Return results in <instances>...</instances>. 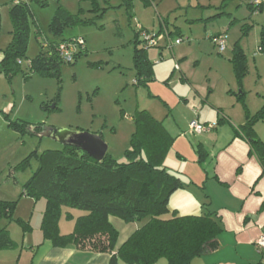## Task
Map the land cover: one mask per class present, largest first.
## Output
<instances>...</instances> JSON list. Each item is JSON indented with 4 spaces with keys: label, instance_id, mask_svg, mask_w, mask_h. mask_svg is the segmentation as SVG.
Listing matches in <instances>:
<instances>
[{
    "label": "rangeland",
    "instance_id": "1",
    "mask_svg": "<svg viewBox=\"0 0 264 264\" xmlns=\"http://www.w3.org/2000/svg\"><path fill=\"white\" fill-rule=\"evenodd\" d=\"M26 1L32 19L26 57L21 59L23 70L10 77L0 73V201L17 200L11 217L0 218V230H7L1 242L11 243L9 248L0 247V264H30L33 256L26 246L31 241H42L39 225L44 199L21 196L37 163L33 161L25 170L15 166L34 150L40 153L61 145L37 136L30 126L99 133L108 145L107 153L123 162L134 130L133 116L138 110H147L163 122L171 135L185 138L189 146L202 141L211 151L210 142L203 139L206 135L188 133L189 122L197 120L199 112L193 96L204 102V95L212 91L211 98L231 102L237 123H241V118L245 121L244 104L250 115L264 104V49L259 50L262 32L264 36V3L260 12H253L247 6L250 0H230L224 6L222 0H132V11L126 12L123 0H95L96 4L93 0H45L43 6L40 0ZM60 4L72 13L83 9L87 17L94 15L88 10L95 5L109 8L100 19L96 18V24L64 30L66 38L82 37L86 50L74 62L60 63L59 77L26 75L29 59L40 48L35 28H39L42 39L49 38L48 25ZM12 5L11 0H0V51L12 38ZM140 26L156 39V45L146 51L152 63L149 89L144 84H133L134 49L142 45L133 40L135 29ZM243 29L247 31L244 33ZM218 34L225 36L222 52L212 42V36ZM176 39L180 40L177 44ZM236 43L246 55L247 69L241 84L236 82L230 62ZM242 91L244 95L238 100L236 96ZM163 101L168 107L163 106ZM24 121L29 124L22 131L9 125ZM253 127L259 138L264 137V120H257ZM175 155L174 147L167 153L164 165L176 173ZM184 156L179 169L192 173L191 167L199 166L196 155ZM208 162L201 165L205 167ZM145 221L146 217L135 223L140 226ZM124 233L121 228L119 239ZM157 264L168 263L160 258Z\"/></svg>",
    "mask_w": 264,
    "mask_h": 264
},
{
    "label": "trees",
    "instance_id": "2",
    "mask_svg": "<svg viewBox=\"0 0 264 264\" xmlns=\"http://www.w3.org/2000/svg\"><path fill=\"white\" fill-rule=\"evenodd\" d=\"M11 1L13 5L9 9V16L12 38L1 51L0 59V73L7 77L23 70L21 59L26 57L29 24L32 19L28 1ZM229 1L222 0L221 6ZM253 1L250 0L247 4L248 8L253 12H260L264 0L256 3ZM93 2L96 4L95 0ZM39 3L43 6L45 0H40ZM123 5L126 12L132 11V0H123ZM108 8L95 5L88 10L94 15L87 17L83 9L72 13L61 4L58 5L48 25L49 38L42 39L39 28H35V37L40 48L37 55L29 59L25 74L38 73L59 77L60 63L66 61L59 56L58 45L77 38L82 39L83 44L76 47L70 62H74L86 50L82 37L66 38L63 36L64 30L96 24V20ZM246 31L247 29L243 32ZM142 32L149 35V38L143 37ZM167 34H171L169 30ZM261 40L259 50L262 51L263 32ZM133 41L142 44L141 48L136 45L134 49L133 65L136 77L133 84L147 86L152 79V63L146 51L156 45L155 35L149 34L140 26L135 29ZM234 46L230 62L236 82L241 84L247 69L246 55L237 43ZM243 95L242 91L236 97L239 100ZM245 106L244 104L245 121L234 127V136L248 143L249 152L256 155L264 173V141L257 136L253 127L257 120H264V104L254 115H250ZM133 122L130 146L124 152L126 160L123 162H118L109 153L98 162L86 152L72 146L61 145L59 149L30 152L15 166L16 169L25 170L31 167L33 161L37 163L23 185L21 196L34 200L44 199L45 206L39 226L43 240L52 245L73 243L78 248L105 253L115 250L111 257L112 264L117 260L123 264H157L160 258H165L168 264H192L196 257L217 248V236L222 225L208 211L200 215L186 216L177 215L175 211L169 212V197L183 187L180 176L164 165V159L176 137L171 135L161 120L145 109L136 111ZM28 124L25 121L22 124L9 123L19 131L24 130ZM40 128L39 125L30 126L36 134ZM196 151L199 153L200 162L204 156L203 150ZM16 204L17 200L0 201V218L11 217ZM71 210H76L79 214L74 217ZM61 215L68 219L74 217L72 231L65 235L59 232ZM111 216L127 223L141 221L145 217L146 221L116 247L118 231L109 221ZM17 221L28 226L21 219ZM6 231L5 228L0 230V247L9 248L10 242H1L5 239L2 236Z\"/></svg>",
    "mask_w": 264,
    "mask_h": 264
},
{
    "label": "crops",
    "instance_id": "3",
    "mask_svg": "<svg viewBox=\"0 0 264 264\" xmlns=\"http://www.w3.org/2000/svg\"><path fill=\"white\" fill-rule=\"evenodd\" d=\"M163 24L165 26V22ZM1 57L0 51V59ZM151 84L152 82L148 83L147 89ZM257 95L261 96L259 93ZM211 97L212 91L204 95V102L196 96L192 100L199 108L198 122L214 125L210 131L200 133V136L206 135L203 139L210 142L211 151H208L202 141L189 146L184 141L185 138L178 136L169 149H176V173L180 176L183 187L169 197L168 209L180 216L200 215L208 211L222 225L217 236V248L196 257L192 264H264V246L257 244L260 236L264 235V173L256 155L249 152L248 143L234 136V127L243 124V118L240 119L241 123H237L232 115L231 102L224 103ZM163 102V106L168 107ZM184 105H187V101H184ZM256 106L259 108V105ZM248 112L251 113L250 110ZM260 139L264 141V137ZM196 150H203L204 156L200 162ZM186 153L194 158L196 155L195 162L199 166H192V173L179 169L181 167L178 166ZM206 160H209L208 165L203 167L201 164L204 165ZM71 213L74 217L79 214L76 210H71ZM74 217L68 219L61 215L58 223L60 234L72 231ZM109 221L118 231L116 247L139 226L135 222L126 224L127 222L114 216L109 217ZM121 228L125 233L119 239ZM40 233L42 236L41 230ZM26 247L33 256L30 264H112L111 257L115 252L91 251L78 248L73 243L52 245L43 240V237L42 241H31ZM113 264L123 263L117 260Z\"/></svg>",
    "mask_w": 264,
    "mask_h": 264
},
{
    "label": "water",
    "instance_id": "4",
    "mask_svg": "<svg viewBox=\"0 0 264 264\" xmlns=\"http://www.w3.org/2000/svg\"><path fill=\"white\" fill-rule=\"evenodd\" d=\"M39 137H47L62 146H72L86 152L89 156L98 162L105 157L108 145L102 139L99 133H93L86 130H70L66 128L43 126Z\"/></svg>",
    "mask_w": 264,
    "mask_h": 264
},
{
    "label": "built area",
    "instance_id": "5",
    "mask_svg": "<svg viewBox=\"0 0 264 264\" xmlns=\"http://www.w3.org/2000/svg\"><path fill=\"white\" fill-rule=\"evenodd\" d=\"M19 0H15L17 2ZM258 0H254L253 2L256 3ZM142 36L145 38H149V35L142 32ZM179 39H176L174 42L177 44L179 43ZM212 42L218 47V50L222 52L225 48V36L218 35L212 38ZM83 44L81 38H77L76 40L68 43H60L58 45V54L59 56L66 62H70L78 45ZM176 68L178 66L176 65ZM214 125L210 123H200L197 120H191L188 124V133L191 135L200 134L205 131H210L213 129ZM258 246H264V235H261L260 238L257 240Z\"/></svg>",
    "mask_w": 264,
    "mask_h": 264
},
{
    "label": "flooded vegetation",
    "instance_id": "6",
    "mask_svg": "<svg viewBox=\"0 0 264 264\" xmlns=\"http://www.w3.org/2000/svg\"><path fill=\"white\" fill-rule=\"evenodd\" d=\"M39 132H40V130H39Z\"/></svg>",
    "mask_w": 264,
    "mask_h": 264
}]
</instances>
